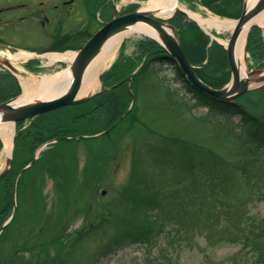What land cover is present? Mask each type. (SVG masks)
<instances>
[{
  "label": "rangeland",
  "instance_id": "rangeland-1",
  "mask_svg": "<svg viewBox=\"0 0 264 264\" xmlns=\"http://www.w3.org/2000/svg\"><path fill=\"white\" fill-rule=\"evenodd\" d=\"M101 2L105 1L90 0L92 22L99 16ZM113 3L120 12H132L147 2L113 0ZM179 7L185 9L181 4ZM111 8H103L102 20L112 16ZM201 10L187 13L215 17ZM193 34L186 32L182 38L185 50L190 43L193 47L198 45V37ZM213 35L227 41L229 32H213ZM139 39L138 36L125 38L102 73L119 57H134ZM2 57L11 59L12 66L18 69L17 85L20 79L39 80L70 65L60 61L64 64L61 68L60 63L51 65L43 59L40 69L44 72L34 75L21 68L20 60L14 61L7 54ZM224 62L227 65L226 57ZM247 64L257 65L249 57ZM152 71L134 80L136 95L131 115L110 135L54 144L22 174L17 190V217L7 236L2 233L0 237V264H264V130L244 126L240 116L230 114L228 120L198 107L175 81L173 69ZM198 72L204 80L214 83L225 79L222 72L205 63ZM5 82L6 79H0V101L7 100L14 90ZM168 87L176 93L169 94ZM255 87L252 86L254 89L240 104L247 114L264 124V87ZM100 88L99 82L90 94L79 98ZM180 96H185L184 100ZM35 102L37 98H32L30 103ZM70 110L77 113L81 109ZM67 112L39 117L20 128L15 125V133H28L33 125L44 128L40 131L47 135L44 130H53L57 121L65 120ZM77 126L74 131L86 135L101 131L94 130L87 122ZM251 132L261 142L260 150L249 141ZM171 140L185 143L191 151L198 150L203 157L219 164L222 179L198 176L165 189L168 194L179 192L171 200V206L180 211L178 221L174 222L172 246L159 236L148 245L129 243L104 256L102 249L113 237L118 221L127 217L131 204L130 177L134 172L140 169L147 176L164 172L162 177L174 176L171 168H154L150 152ZM33 152L29 142L13 147L14 176L33 158ZM7 159L2 147L0 173ZM4 185H0V208L7 202Z\"/></svg>",
  "mask_w": 264,
  "mask_h": 264
},
{
  "label": "trees",
  "instance_id": "trees-1",
  "mask_svg": "<svg viewBox=\"0 0 264 264\" xmlns=\"http://www.w3.org/2000/svg\"><path fill=\"white\" fill-rule=\"evenodd\" d=\"M180 1L191 10H197L198 6H202L214 15L222 18H236L240 14L242 6V0ZM169 23L178 30L180 38H183L186 32L194 33L195 35L193 34V36L198 37L197 46L193 47L192 43H190V48L187 46V50H185L184 46L182 47L188 60L193 65L198 66H201L203 62L207 60V65L214 66L224 74L223 77L225 79L223 82H226L228 73L225 70L227 69V65L224 62L225 52L222 47L214 44L211 49H207V38L202 32L198 33L197 31L199 30L195 25L191 22H187L186 17L181 13H177ZM260 35V30L257 28H253L250 31L247 49L259 58H263L264 42ZM136 46L137 51L134 57L127 59L119 57L110 70L101 76V81H104L105 85H112L126 78L132 72L133 68L136 67V64H142V67L133 78V82L137 77L143 76L148 69H153L155 71L157 69L169 67L174 71L175 81L181 84V90L190 95L198 105L207 108L209 112L222 116L223 118L230 114L239 115L244 126L253 127L256 130H264V126L261 122L252 118L240 106L219 103L191 88L175 62L158 43L144 38L138 41ZM197 74L202 79L198 71ZM204 82L213 88H220L223 84V82H221L217 85L214 82L205 80ZM10 84L14 87V90L9 95L12 97L17 96L19 94L17 83L13 80H11V82L7 81V85L10 86ZM125 89L124 86H121L112 91L99 94L86 104L60 109L47 114L50 116L60 115L62 110H68V112L65 113L66 118L64 121H57L53 130L51 128H48L49 130H44L45 133H48L47 135H43V131H40V129L44 128H34L32 125L28 133L18 136L16 142L17 146L29 142V148L34 150L45 141L55 137L82 134L74 130L78 128L77 125L86 122L88 126H92L96 131H99L98 129L101 131L107 130L119 120L130 104V95ZM73 108H75V110L80 108L81 110L75 113L74 110H70ZM130 113L128 116L131 115ZM248 136L249 141L254 144L257 150H260L258 147L261 145V142L256 135L251 132ZM187 147L185 143L171 140L166 145L155 146L150 150L154 168L155 166L171 168L174 171V176L168 178L162 177L165 175V172L156 176H147L144 171L140 169L134 172V175L130 177L131 184L129 191L131 193V204L128 209L127 217L126 219L118 221L117 229L113 237L102 249L104 256L122 249L129 243L148 245L159 236L167 240L166 245L172 246L174 244L172 232L175 225L174 222H177L180 217V211L176 207L171 206V200L175 199V196L179 195V192H170L168 194L165 189L184 180H194L198 176H204L211 180L222 179L219 164L212 163L209 159L203 157L198 150V152L194 149L191 151L190 148ZM11 186L12 182L10 178L4 185L7 194V202L0 208V224L3 223L11 213Z\"/></svg>",
  "mask_w": 264,
  "mask_h": 264
},
{
  "label": "water",
  "instance_id": "water-1",
  "mask_svg": "<svg viewBox=\"0 0 264 264\" xmlns=\"http://www.w3.org/2000/svg\"><path fill=\"white\" fill-rule=\"evenodd\" d=\"M178 1V0H177ZM264 10V0H257L255 4L247 10L246 3H244L241 15L236 21L235 26L231 32L230 39L225 48L227 55V62L231 73V79L227 87L223 90H215L204 84L195 74L194 68L186 58L185 54L180 48L178 42V36L176 30L167 25L164 21L157 20L154 15L150 12L145 11H135L130 14L119 16L118 11L114 10L113 19L105 24L101 30L89 41L87 44L75 55L73 61L70 63L69 70L71 72V81L68 87L63 91V93L50 101H39L35 103H29L22 106H15L13 103L14 99L0 103V115H3L4 122L18 123L33 119L41 114H45L60 108L74 106L83 104L93 97V95L77 99L78 93L80 91L84 72L91 61L99 53L101 47L104 43L112 36L121 33L138 23L146 25L152 30L154 34L150 39L159 43L170 57L178 65L179 69L185 76L187 82L192 88L201 94L212 98L214 100L230 103L234 99L244 95L253 84L264 83V75H261V71L255 70L245 74L242 78L237 68V64L234 58V49L236 42L246 27V25L256 16H258ZM175 12L184 11L175 8ZM169 19V18H168ZM256 26V25H252ZM169 30V32H168ZM9 66L8 64H6ZM11 70L15 71L11 68ZM257 76L256 79H251L252 76ZM130 81V78L127 79ZM123 83V82H122ZM253 83V84H252ZM134 100L132 99V105ZM128 112L124 116H126ZM68 138H57L54 142L60 140H66ZM34 160L30 164L33 165ZM11 165V159L9 158L6 162V168L0 174V181L6 176ZM19 172L18 176L23 172ZM16 178V180H17ZM16 183V182H15ZM105 192H102L104 195ZM15 214V206L13 210L12 217ZM8 224V223H7ZM5 226V225H4ZM4 226L1 227L0 232L3 230Z\"/></svg>",
  "mask_w": 264,
  "mask_h": 264
},
{
  "label": "bare ground",
  "instance_id": "bare-ground-1",
  "mask_svg": "<svg viewBox=\"0 0 264 264\" xmlns=\"http://www.w3.org/2000/svg\"><path fill=\"white\" fill-rule=\"evenodd\" d=\"M247 10L250 9L257 0H246ZM178 7L176 0H149L141 11L150 12L156 17L157 20L163 21L170 17L174 12L175 8ZM191 17L197 22V24L213 38V32L221 33L225 31H231L235 25L234 21L223 20L217 17L203 18L198 15L191 14ZM258 25L264 27V11L258 16L253 18L243 29L240 34L234 49V58L237 64L238 71L241 77L246 74V65L244 62L245 57V45H246V35L249 27L252 25ZM95 26L92 25L91 31H96ZM91 34L90 40L98 33ZM169 32V30H168ZM133 36H148L155 37L152 30L149 29L144 24H136L129 27L125 31L118 33L111 38H109L104 45L101 47L99 53L91 61L84 72L82 85L78 93V97L85 96L92 92L98 86V78L100 73L108 66L115 56L117 50L120 48L123 40L128 37ZM89 40V41H90ZM219 40V39H218ZM219 42L226 46L227 42L224 40H219ZM28 54H16L13 59L26 60L29 58ZM49 58V63L54 61H68L71 62L75 54H55L46 55ZM9 59V58H8ZM11 60V59H9ZM142 64H136V68H141ZM197 74V71H195ZM154 73L152 69H148L143 76ZM142 76V77H143ZM71 81V72L69 69L63 70L60 73L54 75H45L41 79H20V85L22 87V95L20 98L16 99L13 105L22 106L29 104L32 98H37L39 101H48L50 99L58 97L63 91L68 87ZM125 89L128 94L136 95V84L132 81L123 82L121 86L126 85ZM263 88L264 86H256L255 88ZM264 90V89H263ZM3 115H0V140L3 144L4 153L10 156L12 150V138L15 132V125L12 122H4ZM14 258V257H13ZM13 261V260H12Z\"/></svg>",
  "mask_w": 264,
  "mask_h": 264
},
{
  "label": "flooded vegetation",
  "instance_id": "flooded-vegetation-1",
  "mask_svg": "<svg viewBox=\"0 0 264 264\" xmlns=\"http://www.w3.org/2000/svg\"><path fill=\"white\" fill-rule=\"evenodd\" d=\"M101 9L102 2L92 22L90 0H0V57L77 52L90 40L92 25L102 27Z\"/></svg>",
  "mask_w": 264,
  "mask_h": 264
}]
</instances>
